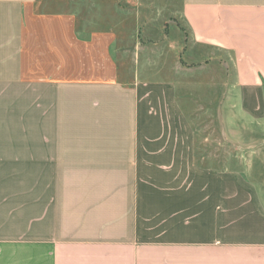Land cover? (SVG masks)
<instances>
[{
	"label": "crops",
	"instance_id": "0c3cea01",
	"mask_svg": "<svg viewBox=\"0 0 264 264\" xmlns=\"http://www.w3.org/2000/svg\"><path fill=\"white\" fill-rule=\"evenodd\" d=\"M37 1L0 0V264H264V169L198 164L177 84L117 80L114 34ZM178 11L264 155V0Z\"/></svg>",
	"mask_w": 264,
	"mask_h": 264
},
{
	"label": "rangeland",
	"instance_id": "374dc122",
	"mask_svg": "<svg viewBox=\"0 0 264 264\" xmlns=\"http://www.w3.org/2000/svg\"><path fill=\"white\" fill-rule=\"evenodd\" d=\"M179 5L180 0L37 1L38 11H66L80 27L89 23L96 32L114 34L117 80L132 83L137 74H145L177 84L179 104L195 134L198 164L218 170L264 169V155L235 138L237 131L256 128L238 105L232 55L195 47ZM260 143L264 152V141Z\"/></svg>",
	"mask_w": 264,
	"mask_h": 264
}]
</instances>
